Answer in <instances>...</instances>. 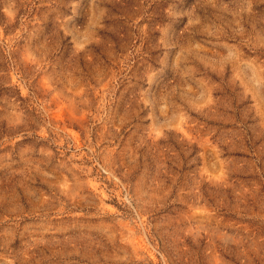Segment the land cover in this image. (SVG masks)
I'll list each match as a JSON object with an SVG mask.
<instances>
[{
  "label": "rangeland",
  "instance_id": "1",
  "mask_svg": "<svg viewBox=\"0 0 264 264\" xmlns=\"http://www.w3.org/2000/svg\"><path fill=\"white\" fill-rule=\"evenodd\" d=\"M0 264H264V0H0Z\"/></svg>",
  "mask_w": 264,
  "mask_h": 264
}]
</instances>
